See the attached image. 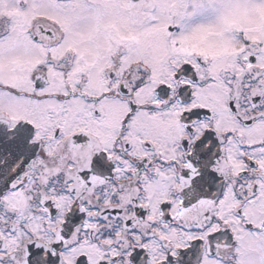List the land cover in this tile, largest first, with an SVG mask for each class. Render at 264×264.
Returning <instances> with one entry per match:
<instances>
[{
    "label": "snow or ice",
    "instance_id": "obj_1",
    "mask_svg": "<svg viewBox=\"0 0 264 264\" xmlns=\"http://www.w3.org/2000/svg\"><path fill=\"white\" fill-rule=\"evenodd\" d=\"M0 264H264V0H0Z\"/></svg>",
    "mask_w": 264,
    "mask_h": 264
}]
</instances>
